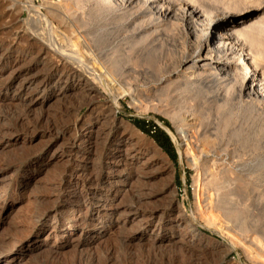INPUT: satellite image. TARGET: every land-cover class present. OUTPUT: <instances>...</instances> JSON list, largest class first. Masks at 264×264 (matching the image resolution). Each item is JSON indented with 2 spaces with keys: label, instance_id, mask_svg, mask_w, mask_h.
<instances>
[{
  "label": "rangeland",
  "instance_id": "rangeland-1",
  "mask_svg": "<svg viewBox=\"0 0 264 264\" xmlns=\"http://www.w3.org/2000/svg\"><path fill=\"white\" fill-rule=\"evenodd\" d=\"M105 1L29 0L30 9L25 0H0V55L5 57L0 66V254L20 249L22 254L8 258L16 264H264V98L248 97L241 90V78L209 75L187 80L190 86L182 84L180 94L158 95L144 104L118 96L117 109L102 86L88 94L85 86L66 79L58 54L37 57V44L28 46L30 33L46 35L60 46L64 60L69 57L68 63L77 60L84 67L104 69L108 63L86 42L99 32H122L135 14L133 25L144 26L136 32L139 41L171 30L181 38L182 49L189 50L194 42L184 23L182 34L170 24L168 29L161 17L150 13L145 0H137L126 13ZM162 1L211 15L209 41L232 32L249 60L264 69V0ZM15 32L20 37H14ZM129 33L132 42L138 41ZM123 48L107 56L119 55L123 65H131L132 52ZM15 58L20 61L11 65ZM54 63L59 65L55 72L48 69ZM220 63L236 66L224 56ZM49 77L60 79L40 92L38 83ZM29 82L28 89L18 91ZM134 118L145 120L149 132L136 127ZM147 121L168 134L172 147L164 149L156 141V128ZM156 137L163 141L161 134ZM196 144L210 146V171L223 170L233 178L227 184L233 186L236 205L243 211L231 221L220 215V221L209 226L199 216L196 179L202 174L194 165ZM125 150L127 155L112 162L113 154ZM78 196L90 201L84 203ZM46 212L52 214L44 216ZM181 213L198 235L191 237L178 222ZM157 218L167 232L155 233L152 224ZM219 227L231 237L216 232ZM162 235L165 239L157 241Z\"/></svg>",
  "mask_w": 264,
  "mask_h": 264
},
{
  "label": "bare ground",
  "instance_id": "bare-ground-1",
  "mask_svg": "<svg viewBox=\"0 0 264 264\" xmlns=\"http://www.w3.org/2000/svg\"><path fill=\"white\" fill-rule=\"evenodd\" d=\"M106 1H105V3H107ZM138 1H140V0H138ZM138 1L137 0H109V2H112L113 4H115L120 10H123V12L128 11V10H129L128 12H130V10H131L130 8L134 7V4L136 2L138 3ZM142 1L143 0H141L140 2H142ZM160 1H162V0H160ZM160 1L159 0H145V3L147 5V8L149 9L150 13L158 16L159 18L161 17L164 20L165 27L168 28L167 24H170V26L175 27L176 32H179L180 34H182V23H184L185 29L187 30V35H189L191 37L194 36V42L191 43L192 46H189L190 47L189 50L182 49L181 38H179V36H177V35L175 36L174 33H171L170 32L171 30L168 31L169 34H167V33L162 34V32H161L160 35L155 36V37L153 34L150 33L151 35L147 36V40L139 41L136 38V36H137L136 34L139 32L137 30H139V27L143 28L144 26L138 25L139 24L138 19H137L138 20V24H137L138 26H135L136 24L133 25V22L131 21V20L135 19V16H137L138 14H135V15L133 14L134 15V16H132L133 19L131 18V20L128 23L123 25V29H125L123 31L126 32L125 34H123V31L121 32L118 29H117L118 31H116L115 33H109V34L106 32H99L96 34H92L90 36L89 40L87 42L85 41L86 44H88V48L90 49V51H93V52L95 51L101 55L100 56L97 54V56L101 58V59L98 58L99 60H102L101 62H103L104 59L106 60V61L105 60L104 61L106 63H108L107 64L108 66L105 67L104 69L97 68V67L95 68L92 66L91 67L89 66L90 68L84 67V66L80 65L79 63L77 64L76 63L77 60L76 61L71 60V61H73L72 62L73 64L68 63V61H70L68 59L69 57H65L66 59L64 60V57H63L64 54L63 55L61 54L60 46H58L57 44H54L55 42L53 43L51 39L47 38L49 36H46V35L41 36V34H39L41 36L40 37L39 35L38 36L34 35V34L31 35V33H30V41H28V46L30 44H37L38 50H36V54H35V55H37V57H40L41 53L42 54L43 53L58 54L60 56V57H58L60 59L59 60L60 64H62L63 67L66 66V67H64L66 69L64 71V76L66 79L76 80L78 83L82 84L83 87L85 86L86 87V93H88V94L97 92L96 86H98V85L102 86V88L109 94L110 102L117 109L119 108V103L117 100L118 96L127 95V96L131 97L133 104L139 105L145 101L147 102V100H149V99L157 98L158 95L169 97V95L171 96L175 92H178V93L182 92V84L184 87L189 85L187 83V80H190V79L204 80L209 75H216V76L220 77L221 79L234 78L235 76L238 78H241V81H242L241 90L243 92H245L248 95V97L250 95H255L256 97L264 98V69H263V65L261 67L260 66L257 67L254 63H252L249 60V56H248L249 53L244 51V46L242 45L240 40L234 38V34L232 32H225V33L217 34V36L215 35L212 37L213 38L212 41L211 40L209 41V37L206 36V31L209 27L210 21L212 20V18L210 17L211 15L208 16V15H206V12L201 11L200 9L194 8L191 6H185L184 5V7H182V6H179L180 5L179 4L176 7V6H174V3H173V5H164L162 3H159ZM25 2H26V6L28 8H30L31 6L29 4V0H25ZM136 5H138V4H136ZM143 5H144V3H143ZM175 5H177V4H175ZM63 6L65 7L64 4H63ZM32 8H30V9H32ZM67 10H69V8ZM62 12H64V11H62ZM67 12H64V13H67ZM142 12H144V11H142ZM204 14H205V16H203ZM58 15L61 16L59 13H58ZM67 16L69 17L68 14H67ZM129 16H130V14H129ZM202 16H203V18H202ZM200 17H201L200 20L202 22H201V25L200 24L198 25L196 22ZM239 18H241V17L239 16ZM59 19L61 20L62 17ZM127 21H128V19H127ZM142 21L143 20H141V23H142ZM147 21H148V18H147ZM162 26H164V24ZM162 26L160 25V27H162ZM127 27H130V29ZM165 27H164V29H166ZM154 28H156V27L154 26ZM23 30H25V29H23ZM144 30H147V28L145 27ZM151 30H152V28H151ZM162 30H163V28L161 29V31ZM129 32L131 33L132 37L135 36L136 40H138V41L133 40L134 42H132V38L130 37V35L129 36L127 35V33H129ZM14 35H15L14 37L18 38V36L20 34L15 32ZM116 40H118L120 42H117L116 44H114ZM121 40L122 41L124 40L125 42H122ZM74 44H76V43H74ZM122 47H124L123 49L126 48L127 52H129V53L132 52L131 55L128 56L129 60L132 57H134V59H135L133 62H131V65H130V63L128 65H123V62L119 61V59H123V58L121 56L119 58V55H118V57L116 56L118 59L116 57H113V54L111 56H107V55H110L109 53H111V52H118L119 50L122 49ZM22 51L24 52L25 49L24 50L22 49ZM2 55H0V66L5 62V61H3L5 57H4V55L3 56ZM21 56H20V58H23ZM222 56H224L228 60L229 59L233 60V64H235L236 66H233L230 64V66L232 67V69H231V67H228V65H229L228 63L227 64L220 63V59ZM20 58H18L19 61H20ZM239 59H241L243 61L238 62ZM18 60H17V58H15L14 60H12L10 62V64L11 65L15 64ZM74 63H76V64L74 65ZM58 66L59 65L57 63L49 64L48 69L54 70L53 72H55L57 70ZM183 66H185V68L182 71ZM179 67L181 68V71L179 70ZM260 69H261V71H260ZM60 71H62V70H60ZM59 76H61V74H59ZM51 77L44 78L43 80H41L38 83L40 85V88H39L40 92H44L48 86H51V87L55 86L57 81H59V79H60L59 77H56V79L54 81H52L53 78H51ZM25 78H27V77H25ZM28 80H33V79H28ZM29 84H30V82L28 84H21L18 88V91L28 89ZM190 84H192V83H190ZM189 86H187V87H189ZM170 98L172 99V97H170ZM173 98L175 99L174 95H173ZM92 119L94 120V122L98 121L97 116H93ZM205 132H207V131H205ZM91 134L92 133H88L89 136H92ZM248 138H249V136H248ZM76 139L77 138L75 135L71 139L70 147H72L76 143ZM116 139H118V138H115V140ZM213 141H214V139H213ZM121 143L123 144V142H121ZM211 143H213V142H211ZM79 145H81V144H79ZM191 145H190L189 149L191 148ZM208 146H207V144H206V146L205 145L201 146V145L196 144L193 147L192 152H195V155L194 154L193 155L195 157L194 165L196 167L197 173L199 172L200 174H202L201 177L197 176V179H196V187L198 189V192H196V205H197V209L199 212V216L200 217L204 216L206 224L210 226L211 224H213L214 220H217V218H218V220L222 218V217L219 218L220 215H222L223 217H225L227 220H230V221H231V219H235L238 216V214H240L243 211V209H240L238 207V205H236L237 202L234 199L235 192H234L233 186H230L227 184V183L230 184V181L233 180V178H230L229 176H227L226 172L223 170H221L220 172L218 171L219 173H217V172L215 173L213 171H210L211 169H209V168H211V167L206 165L207 161L209 160V159L207 160V158H206L207 153L209 152L208 151L209 147H210V146L209 147ZM120 147H121V145L118 146V148H120ZM190 150H192V148ZM221 150H223V149H221ZM63 151H64V149H62L60 154L64 153ZM65 153H66V151H65ZM128 153H129V150H125L119 156L113 154L112 162L119 161L122 156L127 155ZM77 154L78 153H76V155ZM188 154H190V153H188ZM67 155L69 157V154H67ZM75 157H77V156H75ZM68 161L69 160L66 157V162H68ZM67 171L68 170L65 171L66 174L68 173ZM227 172L229 173L230 171H227ZM76 173H77L76 171L71 172V174H76ZM234 181H236V180H234ZM89 184H90V182H89ZM243 191H245V190H243ZM238 192H240V191H238ZM242 194H243V192H242ZM237 197H239V196H237ZM76 199L82 200L84 203H86L85 201H87V203L90 201V199L87 196H82V197L78 196ZM50 213L51 212H46L44 216H49ZM52 215H53V217H55L56 211L53 212ZM172 216H175V215L173 214ZM225 218H223V219H225ZM157 220H158L157 223L152 224L154 226L153 230H155V233H156V231L157 232H162L164 230L166 231V227H165L166 225L163 226L162 221L158 218H157ZM177 220H178V222L182 223V225L184 227L188 228V234L191 237L199 234L198 229L194 225H192L190 219H187L182 213L177 215ZM155 222H156V220H155ZM215 225H217V223ZM212 227H213V225H212ZM169 229H174V228L171 225H169ZM51 230L54 232L57 229H56V227H53ZM216 232L224 233L225 235L231 237V234L227 230L224 231L220 227H219V229L217 228ZM153 236H154V234H153ZM164 236L163 235L159 236L156 238V240L162 241L165 239ZM159 245H160V243H159ZM16 254L17 255L22 254L21 250L17 249L15 251H12L11 253H1L0 258H3V259H2V261H0V264H14L15 262L8 260V258L10 256H14ZM88 264H90V263H88Z\"/></svg>",
  "mask_w": 264,
  "mask_h": 264
},
{
  "label": "trees",
  "instance_id": "trees-1",
  "mask_svg": "<svg viewBox=\"0 0 264 264\" xmlns=\"http://www.w3.org/2000/svg\"><path fill=\"white\" fill-rule=\"evenodd\" d=\"M144 121L145 120H142V119H136L134 118L133 119V124L140 128L141 130L143 131H147V129L145 128V125H144ZM147 123H149L150 125H152L153 127L156 128V130L152 133V136L156 139V141L164 148V149H167L168 147H172V143L170 141V138L168 136V134L163 131L162 129H160L159 127H157L154 123L152 122H149L147 121ZM149 132V131H147ZM156 134H161L162 135V138H163V141H160L157 137H156Z\"/></svg>",
  "mask_w": 264,
  "mask_h": 264
}]
</instances>
